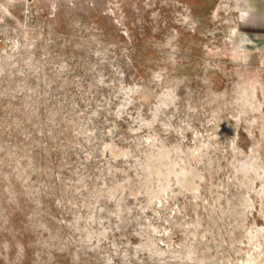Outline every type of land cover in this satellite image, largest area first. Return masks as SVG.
Returning a JSON list of instances; mask_svg holds the SVG:
<instances>
[{"label": "rangeland", "instance_id": "1", "mask_svg": "<svg viewBox=\"0 0 264 264\" xmlns=\"http://www.w3.org/2000/svg\"><path fill=\"white\" fill-rule=\"evenodd\" d=\"M0 264H264V15L0 0Z\"/></svg>", "mask_w": 264, "mask_h": 264}, {"label": "crops", "instance_id": "2", "mask_svg": "<svg viewBox=\"0 0 264 264\" xmlns=\"http://www.w3.org/2000/svg\"><path fill=\"white\" fill-rule=\"evenodd\" d=\"M236 2L243 16L256 12L264 15V0H236Z\"/></svg>", "mask_w": 264, "mask_h": 264}]
</instances>
